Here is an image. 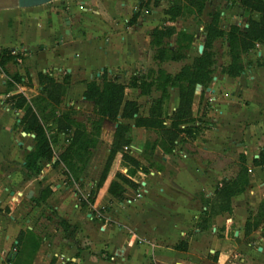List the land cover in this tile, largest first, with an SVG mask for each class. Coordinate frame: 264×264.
<instances>
[{
	"label": "crops",
	"instance_id": "0c3cea01",
	"mask_svg": "<svg viewBox=\"0 0 264 264\" xmlns=\"http://www.w3.org/2000/svg\"><path fill=\"white\" fill-rule=\"evenodd\" d=\"M48 4L21 8L17 0H0V48L29 54L31 62L41 61L34 54L40 50L51 59L54 71L66 69L63 78L68 81L79 69L76 86L81 95L94 75L101 78L106 71V77L122 81L130 69L147 58L144 21L149 15L137 9L141 0H61L54 7ZM135 13L138 15L132 19ZM55 51L60 54H54ZM257 55L264 62V44L257 45ZM248 68L243 76L229 80L238 81L239 85H235L242 95H213L217 102L211 104V113L221 117H215V121L208 119L211 129L207 133L215 136L214 140L204 142L203 148L222 152L225 144H234L245 156V165L252 166L247 173L246 196L250 202L255 197L259 204L264 198V166H255L253 158L264 149V64L258 68L249 64ZM29 74L34 86L41 74L50 75L42 68L36 82L33 71ZM18 78L21 82L25 79L21 75ZM223 78L227 80V76ZM247 78L249 85L243 89L241 84ZM76 82L71 80L68 85ZM10 84L0 74V88ZM37 85L42 90L40 82ZM9 95L6 90L0 91V264L17 261L16 256L3 263L12 245L19 247L21 243L17 235L23 222L29 230L25 241L34 243L32 224L37 210L51 208L57 211L59 222L64 219L73 224L72 215H66V188L62 189L60 182L40 185L42 176H29L24 168L26 155L32 149L28 136L32 142L34 136L23 129L24 112L5 101ZM161 158L167 174L157 170L150 173L154 178L142 179V188L137 190L142 191L141 197L126 203L137 193L127 191L123 202H109L105 222L97 225L99 230H89L83 222L82 252L73 244L75 232L74 236H64L59 247L43 242L50 248H46L49 252L39 262L49 264L53 255L57 256L56 264H234L231 258L237 255L246 264L253 253L257 264H263L264 224L247 234V208L232 204L231 211L222 210L215 192L221 185L217 178L187 164L177 167L167 156ZM46 187L51 189V195L44 202L39 201ZM25 201L33 204L21 216L19 210ZM100 206L92 207L98 210ZM252 244L256 252L248 246Z\"/></svg>",
	"mask_w": 264,
	"mask_h": 264
},
{
	"label": "rangeland",
	"instance_id": "374dc122",
	"mask_svg": "<svg viewBox=\"0 0 264 264\" xmlns=\"http://www.w3.org/2000/svg\"><path fill=\"white\" fill-rule=\"evenodd\" d=\"M60 1L61 0H55L48 5L54 7L57 6ZM141 2V7L137 6V9L139 11H147L149 15L147 20L144 21L147 28L146 46L148 47V56L140 66L134 67L132 70L130 69L128 75L122 79V81H117L115 79L117 82L126 86L124 89L123 102L134 101L137 104L138 114L140 116H148L152 101L161 95V93L153 87L147 89L142 86L138 88L129 86L134 79L138 81H149L151 76L155 77L157 75L159 69L171 76H175L184 70L185 67L192 66L195 58L199 57L204 50H210L213 54L211 81L206 86L200 84L195 85L193 102L190 106L192 120L188 123L191 132L180 134L177 137V143H175V146L170 152H166L163 146H161V137L154 129L136 126L134 118H118L116 121L107 118L100 120L94 103L85 100L76 86V81L80 78L79 69L74 73V76L70 75L68 81V84L71 83V80L76 83L68 85L67 83H62L65 82L63 77L66 69L64 68L60 72L54 71L52 69L51 59H48L45 53L40 50L36 51L34 54L35 57L39 58L41 61L31 62L29 54L22 55L21 51H16L11 54L14 55V58L8 59L3 65L0 64L1 76L7 77L8 83L12 84V86H3L0 88V91L6 90V92H10V95L5 98V101L8 102L9 105L12 104V96L14 95H23L22 93H24L29 99L27 100L28 103L37 97L46 95L43 90L38 89L37 85L39 82L41 86L45 84L41 76L39 77V82L36 77L38 71L42 68L50 73V75H47L51 76L54 82L63 84L61 91H59V95H61L60 103L56 105L51 102L52 105L48 106L46 109V116H42V114L39 115L52 149L51 159L49 161H42L40 164L41 169L39 174L42 178L39 179V183L40 185H54L60 182L62 189L66 188V195L64 198L66 201V215H72V226H75L76 229L78 228L75 231L77 233L73 244H75L76 249L78 248L80 252L83 251V222L85 228L89 230H99L100 226L97 225L105 222L106 216H104V212L107 210L108 203L112 202L113 199L119 201L107 191L108 181L115 179V173L119 172L124 175V177L134 182L135 186L133 188L123 184L126 188V192L129 191V193H132L142 188L140 184L142 179L144 181H149V179L154 178V176L150 174L151 172L160 170L167 174L168 169L161 164V157L167 156L171 163L177 167H184V164H187L192 168L199 169L197 172L204 171L206 174L210 172V177L217 178L218 183L221 184L229 177H236L244 166L245 156L242 155V152L237 150L234 144L229 146L225 144V150L222 152L221 150L209 151L203 148V143L214 140L215 136L213 133H207V130L211 129L208 119L211 118L214 120L215 117H221V115L216 112L211 113V104L217 102L214 100L213 95L243 94H240L236 88L235 82L238 84L237 80L229 82L230 78L237 79L243 76V72L234 77L227 74L226 70L231 62V55L229 43L226 40V34L224 37L213 38L210 42V46L206 44V35L207 26L213 20L217 21V27L219 29L227 33L232 26H236L240 30L245 29L249 19L257 20L259 15L255 16V12L243 9L242 5L235 0H206L203 8L199 11V6L188 4L186 0H179L178 3H175V0H141ZM173 5L176 6V9L179 8L180 15L171 19L167 11L173 7ZM164 24L171 25V27L174 26L177 33L183 31L186 35H191L192 39L191 42H189V46L187 48H179L181 44L184 46L186 42L182 41L181 37H179L178 41L177 33L169 37H163L162 43L156 44L152 33ZM257 45L258 44L241 55V61L244 66L243 71L249 69V64H253L256 68L263 66V59L257 55ZM160 47L175 52L178 58H170L169 53L164 59L158 58ZM1 50L2 48H0V51ZM54 54L60 53L55 51ZM67 66H69V64ZM31 71H33L34 80L38 82L36 86H34L35 84H33L31 75L29 74ZM151 71H154V74H151ZM20 75L25 78L23 82H18V77H20ZM223 76H227V80H225ZM102 77V75L101 78L94 75L93 80L101 83ZM248 81L249 79L247 78L245 82L241 84L243 89H246V86L249 85L247 84L249 83ZM19 87L22 88V92ZM54 91L56 92L57 90ZM168 94L169 98L164 101L163 111L170 116L179 105V92L176 87H170L168 88ZM218 102L220 103L221 101L219 100ZM64 112H73L71 114L72 118L81 123L87 131L92 134L97 132L96 145L91 149V155L85 168L79 174L78 179L68 170L60 157L68 144L69 135L72 134V132L65 134L57 130L56 120L60 117L61 113ZM163 123L166 126H170L171 124L169 119H166ZM119 124L126 125L129 129L128 136L130 138V143L126 144L127 146H123L122 151L138 159L140 167L136 169L135 175L130 177L127 172V167L124 162H122L121 153L118 151L112 160L106 182L98 189L97 183L109 156V151L116 138L115 136ZM184 126L185 124L181 125V128ZM16 134H18V131ZM28 141L30 145H33L31 136H28ZM152 145H156L153 152L149 149ZM164 147H166L165 144ZM242 157H244V159H242ZM252 158L253 157H251V159ZM250 167H247L248 173ZM19 174L23 176L24 180L27 179L24 173L22 174L18 171V175ZM119 182L121 183V181ZM159 184L160 183H158V185ZM246 195L245 189L241 194L232 197L230 205L240 204V207L247 208V220L250 225L255 226L254 223L259 222V216L257 215L262 212L258 205H260L261 202L262 204L264 203V198L257 204V199L255 197L252 198V202H250ZM198 197L203 198L201 195ZM123 201L124 200L119 202ZM55 202L57 203L58 200L56 199ZM32 204L33 203L25 201L19 210V214L24 216L26 208H29ZM94 204H100L101 206L98 210H94L92 207ZM76 205L79 208H77ZM87 213L91 214V216L88 217ZM22 225L23 229H21L17 235V238L20 237L21 240H23H20L21 243L18 244V246L21 247L19 249V247L13 244L8 256H4L3 263L14 255V257L17 256L15 264H33L34 261H36V264H41L39 261L43 260L45 255L49 252L46 248H50L47 245L44 246L43 242L59 247L62 244L63 237L70 233V228L65 229V227L60 224L57 211H53L51 208H41L37 210V213L33 217L32 225L37 238L36 243L34 242L32 244V242L25 241V233L29 230L26 229V224L24 222ZM100 230L104 231L103 229ZM248 246H252V250L256 252V246H254V244ZM73 253L74 252H71V257H74L75 253ZM77 255L79 258H83L79 253ZM252 255L253 257L250 260L248 259L246 264H257V260L255 259L256 255L253 253ZM236 256L237 255L231 258V262L234 264H244L241 261V257L236 258ZM51 258L49 264H56L57 256L52 255ZM66 264L71 263L67 262Z\"/></svg>",
	"mask_w": 264,
	"mask_h": 264
},
{
	"label": "trees",
	"instance_id": "16d2710c",
	"mask_svg": "<svg viewBox=\"0 0 264 264\" xmlns=\"http://www.w3.org/2000/svg\"><path fill=\"white\" fill-rule=\"evenodd\" d=\"M177 1V2H176ZM179 0H175L178 3ZM188 4H194L199 6L198 11L201 10L206 2V0H186ZM239 2L243 9L251 12H256L259 14V18L249 19L248 25L245 29L240 30L236 26H232L227 33L222 29L217 27V21H211L207 26L206 44L210 46V42L213 38L224 37L226 34V40L229 43L231 62L227 67V74L231 77L238 76L243 72V63L241 61V55L248 52L256 44H264V0H235ZM167 13L171 16V19L179 16V8L173 5ZM138 13H135L132 19L136 18ZM170 26V27H169ZM177 33L174 26L164 24L160 28L153 31V39L156 44L162 43L163 37H169L172 34ZM179 37L182 41L186 43L184 46L181 44V48H187L189 42H191L192 36L186 35L185 32L180 31L177 33V40ZM179 41V40H178ZM178 51V50H177ZM158 58L164 59L169 53V57L176 59L175 52L169 51L164 47H160L158 51ZM11 50L2 49L0 51V64L3 65L5 61L10 58H14L11 55ZM211 51L204 50L199 57H196L192 66H187L178 75L171 76L161 69L157 71V75L151 76L149 81H138L133 80L129 86L138 88L146 87L150 89L153 87L155 90L160 91L159 95L155 100L152 101L151 107L149 109L148 116L142 117L138 114V107L134 101H124V89L125 85L117 82L115 79H109L106 77V71L102 74V81L98 83L96 80H92L86 84V90L84 91L83 98L85 100L92 101L95 105L96 112L99 115L100 120L107 118L109 120L116 121L118 118L132 119L134 118V123L136 126L154 129L158 135L161 137L160 143L166 152H170L175 146L177 137L183 133H190L191 128L188 127V123L192 120L190 114V106L193 102V94L195 90V85L200 84L206 86L211 81V66L213 64ZM154 74V71H151ZM69 76V75H67ZM43 81L42 90L46 95L43 97H37L27 102V99L21 95L12 96V106L16 110H22L24 115L21 119V124L26 132L33 133V145L32 149L27 153L25 158L24 168L26 169L29 176H36L40 172V164L42 161H49L52 156V149L50 140L45 133V129L40 121L39 115L46 116V109L51 106L53 102L58 105L60 103L61 91L63 84H68V79L65 78L63 84L54 82L53 78L48 75L41 74ZM20 79L18 78V81ZM11 85V84H10ZM65 87V86H64ZM176 87L179 92V105L172 115H168L163 111L164 101L169 98L168 88ZM54 90H57L56 92ZM54 111V110H53ZM57 112V111H56ZM73 112L61 113L60 117L56 120L57 130L68 134L72 132L68 137V144L64 151L61 153L60 157L64 164L67 166L68 170L76 176L78 179L79 174L85 168V165L91 155V149L96 145V135L87 131V129L74 118L71 114ZM136 115V116H134ZM169 119L171 124L166 126L163 122ZM185 126L181 128V125ZM128 127L126 125L119 124L117 127L116 138L109 151V156L105 163V166L100 174L99 181L97 183V188L99 189L102 184L107 180L109 170L112 164V160L115 154L119 151L121 153L122 162H124L127 167V172L130 177H133L136 173V169L140 167L138 159L124 153L122 151L123 146L130 143V138L128 136ZM164 144L166 147H164ZM156 145L150 146L151 152L154 151ZM152 154V153H151ZM244 159V157H242ZM253 164L255 166H264V149L258 153V157L253 159ZM242 170L239 174L227 180H224L222 184L216 189V198L220 204L222 210L231 211V199L238 194L245 191L248 184L247 176V166L245 165V159L243 163ZM121 181V183L119 182ZM108 193L111 196L122 201L125 199L124 193L126 188L123 184L128 185L133 188L135 186L134 182L127 177H124L121 173H115V179L108 181ZM51 189L46 187L41 191L39 196V201H45L47 197L51 195ZM262 212L258 213L259 222L254 223L255 226L250 225L249 221H246L245 232L249 234L253 230L257 229L260 224H264V203L259 205ZM60 224L65 227V229L70 228V233L67 236H73L76 227L70 225L64 219L60 220ZM21 238H18L20 242ZM36 243V238H33Z\"/></svg>",
	"mask_w": 264,
	"mask_h": 264
},
{
	"label": "water",
	"instance_id": "95a60500",
	"mask_svg": "<svg viewBox=\"0 0 264 264\" xmlns=\"http://www.w3.org/2000/svg\"><path fill=\"white\" fill-rule=\"evenodd\" d=\"M52 1H55V0H17V5H18V7H21V8H27V7H35V6L47 4V3H50ZM25 134L26 133H24V135ZM31 135L34 136L33 134H31ZM7 261H9V260L7 259Z\"/></svg>",
	"mask_w": 264,
	"mask_h": 264
},
{
	"label": "built area",
	"instance_id": "2783aa9c",
	"mask_svg": "<svg viewBox=\"0 0 264 264\" xmlns=\"http://www.w3.org/2000/svg\"><path fill=\"white\" fill-rule=\"evenodd\" d=\"M15 51H13L14 53ZM142 191H138L137 193H135V195L133 196V198L127 199L126 202L127 203H131L132 201H134L136 198L141 197Z\"/></svg>",
	"mask_w": 264,
	"mask_h": 264
}]
</instances>
